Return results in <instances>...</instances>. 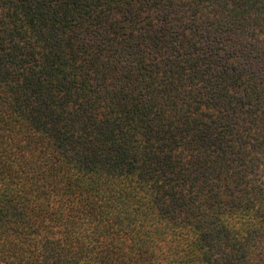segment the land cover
<instances>
[{
	"label": "trees",
	"instance_id": "1",
	"mask_svg": "<svg viewBox=\"0 0 264 264\" xmlns=\"http://www.w3.org/2000/svg\"><path fill=\"white\" fill-rule=\"evenodd\" d=\"M0 264H264V0H0Z\"/></svg>",
	"mask_w": 264,
	"mask_h": 264
}]
</instances>
